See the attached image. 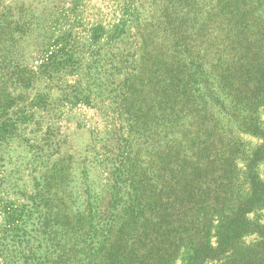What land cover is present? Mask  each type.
Instances as JSON below:
<instances>
[{"label": "rangeland", "instance_id": "obj_1", "mask_svg": "<svg viewBox=\"0 0 264 264\" xmlns=\"http://www.w3.org/2000/svg\"><path fill=\"white\" fill-rule=\"evenodd\" d=\"M243 15L257 23L264 0H0V127L9 132L0 140V206L30 207L50 177L58 183L47 188L52 204L70 205V226L93 237V250L107 237L113 257L127 251L111 264H139L150 241L158 256L175 241L171 264H184L188 239L146 210L147 185L154 195L170 180L188 191L204 103L224 137L243 144L239 169L264 138L241 128L221 92L186 105L176 98L182 84L170 88L165 72L187 50L215 79L231 63L233 22ZM257 112L264 135L263 104ZM254 166L264 182V158ZM234 181L248 193L244 175ZM260 205L247 215L254 227L264 225ZM7 225L1 213L0 241L10 252ZM241 241L251 248L260 238Z\"/></svg>", "mask_w": 264, "mask_h": 264}, {"label": "trees", "instance_id": "obj_2", "mask_svg": "<svg viewBox=\"0 0 264 264\" xmlns=\"http://www.w3.org/2000/svg\"><path fill=\"white\" fill-rule=\"evenodd\" d=\"M233 26L236 28L234 56H227L230 65H218L220 68L215 70V79L208 78L198 57L187 50L179 54L184 58H175L165 73L169 75L170 88H174L176 80L178 85L182 84L181 90L176 88V98L186 105L189 106L190 101H204L205 97L213 99L221 92L228 101L227 109L240 118L241 128L264 138L258 128L257 112L258 106L264 105V18H258L255 23L243 15L233 22ZM50 69L48 66L43 72L50 73ZM169 102L167 106H170ZM172 107L168 110L176 117L179 109L175 111L176 108ZM205 110L204 103L202 114H198L197 161L190 174L188 191H177L170 180L168 187L154 195L153 185H147L148 192L143 196L145 208L167 228L178 226V234H183L185 241L188 239L184 264H204L207 261L264 264V225L254 227L256 220L247 216L251 209L264 203V182L256 175L254 166L264 158V144L255 151L253 161L246 162L245 169H239L237 161L242 156L240 148L243 144L226 139L214 117ZM8 133L7 128L0 127V140L6 139ZM238 173L248 181V193L236 186L234 180ZM56 184L50 181V177L44 178L30 207L0 206V214H5L7 226L13 233L3 241L11 240L8 243L16 246L9 252L4 250L6 243L0 241L1 264H111V261L124 260L127 251L119 250L113 257L111 247L107 246L109 238H103L98 249L93 250V237L70 226L74 218L70 205L61 204L62 211L59 209L58 212L48 194L47 188ZM162 196H166L165 200ZM136 212L135 209L132 211L133 214ZM175 215L181 217L176 221ZM59 221L64 224H58ZM255 232L260 241L245 248L241 238ZM213 238H216L215 242H212ZM175 244V241L166 242L164 246L167 248L158 256L150 241L143 245L139 264H171L174 257L169 248Z\"/></svg>", "mask_w": 264, "mask_h": 264}]
</instances>
